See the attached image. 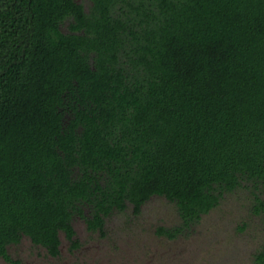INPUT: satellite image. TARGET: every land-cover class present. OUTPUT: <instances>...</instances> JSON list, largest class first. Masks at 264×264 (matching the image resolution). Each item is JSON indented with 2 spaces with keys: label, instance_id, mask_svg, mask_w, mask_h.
Masks as SVG:
<instances>
[{
  "label": "trees",
  "instance_id": "trees-1",
  "mask_svg": "<svg viewBox=\"0 0 264 264\" xmlns=\"http://www.w3.org/2000/svg\"><path fill=\"white\" fill-rule=\"evenodd\" d=\"M239 190L264 228V0H0V257L153 198L176 239Z\"/></svg>",
  "mask_w": 264,
  "mask_h": 264
},
{
  "label": "rangeland",
  "instance_id": "rangeland-1",
  "mask_svg": "<svg viewBox=\"0 0 264 264\" xmlns=\"http://www.w3.org/2000/svg\"><path fill=\"white\" fill-rule=\"evenodd\" d=\"M248 196L244 190L228 195L193 230L176 239L156 232L160 225L180 221L175 205L153 198L140 215L132 209L112 215L107 235L87 232L78 224L82 246L74 254L66 251L51 259L27 239L9 246L8 252L20 264H253V253L264 244V228L252 214ZM247 221V229L238 230ZM0 264L12 263L0 258Z\"/></svg>",
  "mask_w": 264,
  "mask_h": 264
},
{
  "label": "flooded vegetation",
  "instance_id": "flooded-vegetation-1",
  "mask_svg": "<svg viewBox=\"0 0 264 264\" xmlns=\"http://www.w3.org/2000/svg\"><path fill=\"white\" fill-rule=\"evenodd\" d=\"M73 223L75 225V229H76V232H77V236L79 235V232H78V229H77V225L78 224H81L82 226L84 225V228L86 229L87 232H94L93 230H90L88 228V224L86 223V220L84 218H81L80 216H78L77 218H75V221ZM97 232H99V231H97ZM77 238L79 239V241H78L79 244H78V246H74L73 245V242L71 240H69L68 238H66V235L65 234H62V236H61V241L62 242H61V245H60V253L58 255H52L48 251V249L46 247H44V246H42L40 244L34 243L30 237L24 236L19 243H21L22 241H24L25 239H27V240H29L31 242L32 245H34L36 247H39L42 250V253H45L46 255L48 254V256L51 259H56L57 257L62 256L66 251L69 252L70 254H74L82 246V243H81L82 238H79V237H77ZM19 243H13V244H10L9 246L15 245V244H19ZM9 246H8V249H9ZM0 258H1V260H4V261L9 262V263H12V264H20L21 263V261H18V260L13 259L12 256H11V260H8V259H6L4 257H0Z\"/></svg>",
  "mask_w": 264,
  "mask_h": 264
}]
</instances>
